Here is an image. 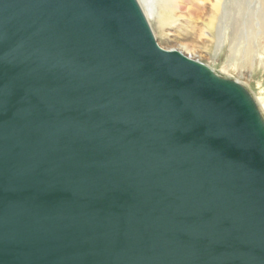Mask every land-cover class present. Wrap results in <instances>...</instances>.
<instances>
[{"label":"water","instance_id":"obj_1","mask_svg":"<svg viewBox=\"0 0 264 264\" xmlns=\"http://www.w3.org/2000/svg\"><path fill=\"white\" fill-rule=\"evenodd\" d=\"M138 4L0 0V264H264V117Z\"/></svg>","mask_w":264,"mask_h":264},{"label":"rangeland","instance_id":"obj_2","mask_svg":"<svg viewBox=\"0 0 264 264\" xmlns=\"http://www.w3.org/2000/svg\"><path fill=\"white\" fill-rule=\"evenodd\" d=\"M150 5L148 23L162 48L239 82L264 117V0H150ZM156 16L164 20V34L155 29Z\"/></svg>","mask_w":264,"mask_h":264},{"label":"bare ground","instance_id":"obj_3","mask_svg":"<svg viewBox=\"0 0 264 264\" xmlns=\"http://www.w3.org/2000/svg\"><path fill=\"white\" fill-rule=\"evenodd\" d=\"M138 1V5H140V7H141V9H142V11H143V13L145 14V17H146V19H147V21H150V19H149V15H151L154 11H153V9H152V5H150V0H137ZM158 13H156V15H157ZM163 14V13H162ZM159 15V14H158ZM161 15V14H160ZM159 15V16H160ZM164 15V14H163ZM159 16H156L155 18H154V25H155V29L157 30V32H159L160 34H164V32H163V26H164V20L162 19V17H159ZM158 20V21H156V20ZM153 20V19H152ZM151 23V22H150ZM159 45V44H158ZM160 46V45H159ZM161 47V46H160ZM162 48V47H161ZM164 49V48H163ZM166 50V49H165ZM166 51H174L173 49H167ZM175 51H177V50H175ZM187 58H189V59H192V57H189V56H187V55H185ZM192 60H194V59H192ZM196 61V60H195ZM199 62V61H198Z\"/></svg>","mask_w":264,"mask_h":264}]
</instances>
